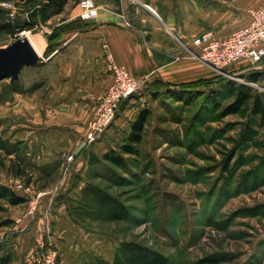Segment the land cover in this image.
<instances>
[{
	"label": "rangeland",
	"instance_id": "obj_1",
	"mask_svg": "<svg viewBox=\"0 0 264 264\" xmlns=\"http://www.w3.org/2000/svg\"><path fill=\"white\" fill-rule=\"evenodd\" d=\"M6 1L17 10L13 16L11 9H2V22L21 25L32 20L35 11L25 7L31 0H0V6ZM39 3L40 23L17 29L13 36L0 32V47L27 31L43 30L41 22L57 7L46 8L53 0ZM209 67L211 76L187 82L188 86L139 90L137 103L150 115L137 154L120 149L131 129L116 126L115 120L87 148L97 160L84 163L75 177L72 186H80L79 191L64 195L77 223L116 242L117 264H264V128L256 145H239L246 117L224 113L234 97L220 84L246 83L263 91L264 85L247 80L246 74L255 70L247 62L231 66L226 74ZM43 78L42 64L25 67L15 86L8 78L0 80V186L28 198L13 205L0 190V255L9 254V264H27L20 261L23 253L18 255L16 244L35 191L61 186L67 170L62 161H32L36 150L18 141L14 129V92L42 86ZM141 97L147 99L145 104ZM111 149L125 156L126 169L102 158ZM20 183L32 191L18 189ZM42 242L37 259L42 249H52L60 264L54 242Z\"/></svg>",
	"mask_w": 264,
	"mask_h": 264
},
{
	"label": "crops",
	"instance_id": "obj_2",
	"mask_svg": "<svg viewBox=\"0 0 264 264\" xmlns=\"http://www.w3.org/2000/svg\"><path fill=\"white\" fill-rule=\"evenodd\" d=\"M95 2L94 19L81 18L79 2L68 0L60 13L41 22L43 30L33 34L43 40L44 84L26 93L14 92L13 108L18 111L14 129L18 141L36 150L30 155L32 161L67 164L61 186L36 190L30 202L35 210L19 225L23 232L16 251L23 253L20 261L25 259L27 264H35L43 239L58 247L60 264H91L95 257L111 263L115 257L116 242L77 223L64 197L79 191L80 186H72L74 179L84 163L95 157L87 154L83 142L87 124L113 80L107 55L143 80V89L176 87L212 75L210 67L190 53H199L196 37H226L249 22L251 9L264 8V0ZM25 7L40 14L39 0ZM253 68L264 70V60ZM140 111L136 98L126 101L115 125L131 129ZM70 154L76 157L67 162Z\"/></svg>",
	"mask_w": 264,
	"mask_h": 264
},
{
	"label": "built area",
	"instance_id": "obj_3",
	"mask_svg": "<svg viewBox=\"0 0 264 264\" xmlns=\"http://www.w3.org/2000/svg\"><path fill=\"white\" fill-rule=\"evenodd\" d=\"M80 17L94 19L98 14L95 0H80ZM2 9H11L15 15L17 6L9 1L1 3ZM29 20V18H28ZM194 44L200 48L199 53L191 52L204 63L226 74L231 66L240 63L256 66L264 60V8H254L249 11V22L233 31L226 37L217 38L203 34L194 39ZM107 67L112 73L113 80L97 104L96 115L88 122L83 147H89L97 142L112 126L123 104L136 98V94L144 87V81L134 77L124 66L114 62L107 55ZM228 74V73H227ZM142 104L147 102L141 97ZM75 154L67 156V162L75 159ZM26 193L32 189L22 183L17 185ZM35 210L32 204L31 211ZM43 248V246L41 247ZM37 264H57V252L52 249H42Z\"/></svg>",
	"mask_w": 264,
	"mask_h": 264
},
{
	"label": "trees",
	"instance_id": "obj_4",
	"mask_svg": "<svg viewBox=\"0 0 264 264\" xmlns=\"http://www.w3.org/2000/svg\"><path fill=\"white\" fill-rule=\"evenodd\" d=\"M68 0H53L54 4H49L46 8L50 7H57V9L53 13H60L63 10L65 3ZM34 14V13H33ZM44 19L42 22H45ZM40 22L41 17L40 14H34V16L25 21L24 24H13L12 22H0V32L6 33L9 35H15L17 29L26 28L32 26L34 23ZM228 72V71H227ZM244 75V74H243ZM244 77V76H243ZM248 81L251 83H257L264 85V70H251L249 71L246 76ZM213 82V80H211ZM215 80L214 82H217ZM18 82V81H17ZM17 82H13L10 84L15 86ZM207 83V82H206ZM211 83V82H210ZM220 83V81H219ZM220 87H226L228 89V95L234 97V101L227 106L224 113L231 114L237 113L240 114L242 117H246L242 123V128L240 131V135L238 138L237 143L239 145H256L258 142L259 137V130L264 128V91L253 88V86L246 84V83H235V82H228V84L224 83L220 84ZM182 87L188 86V83L181 84ZM214 96V95H213ZM126 103V102H125ZM123 104V106L125 105ZM150 112L148 109H141L138 117L134 120L131 124V130L127 135V141L123 143L120 147L123 153L134 155L137 154V146L143 140V134L146 129L148 117ZM104 160L109 161L114 166L119 167L121 169L127 168V159L123 154L116 152L115 150L111 149L105 152L102 155ZM97 159L94 157L91 159L92 162L96 161ZM228 167V165L226 166ZM21 174L19 168L18 170ZM18 173V174H19ZM0 190L3 191V195L7 196L8 201L13 205H18L27 202L28 198L26 196L19 195L14 190H9L8 188H4L0 186ZM86 189L84 190V192ZM73 211L70 208V213L73 214ZM74 217V215H72ZM118 256L116 252V256L113 262H107L100 257H96L95 260L91 264H117ZM12 261V258L9 254H1L0 255V264H9Z\"/></svg>",
	"mask_w": 264,
	"mask_h": 264
},
{
	"label": "water",
	"instance_id": "obj_5",
	"mask_svg": "<svg viewBox=\"0 0 264 264\" xmlns=\"http://www.w3.org/2000/svg\"><path fill=\"white\" fill-rule=\"evenodd\" d=\"M1 11L2 7H0ZM42 64H44L42 56L26 36L19 37L7 46L0 47V80L8 78L11 83L17 82L25 67Z\"/></svg>",
	"mask_w": 264,
	"mask_h": 264
},
{
	"label": "bare ground",
	"instance_id": "obj_6",
	"mask_svg": "<svg viewBox=\"0 0 264 264\" xmlns=\"http://www.w3.org/2000/svg\"><path fill=\"white\" fill-rule=\"evenodd\" d=\"M23 36H26L30 40V42L32 43V45L34 46V48L39 54H42L43 40L40 37L34 35L30 31L25 32Z\"/></svg>",
	"mask_w": 264,
	"mask_h": 264
}]
</instances>
